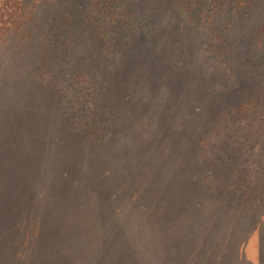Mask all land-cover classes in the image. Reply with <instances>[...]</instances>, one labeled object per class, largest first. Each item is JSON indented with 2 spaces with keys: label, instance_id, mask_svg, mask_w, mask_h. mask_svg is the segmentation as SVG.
<instances>
[{
  "label": "rangeland",
  "instance_id": "obj_1",
  "mask_svg": "<svg viewBox=\"0 0 264 264\" xmlns=\"http://www.w3.org/2000/svg\"><path fill=\"white\" fill-rule=\"evenodd\" d=\"M89 1L0 47V264H264V0Z\"/></svg>",
  "mask_w": 264,
  "mask_h": 264
},
{
  "label": "trees",
  "instance_id": "obj_2",
  "mask_svg": "<svg viewBox=\"0 0 264 264\" xmlns=\"http://www.w3.org/2000/svg\"><path fill=\"white\" fill-rule=\"evenodd\" d=\"M12 1V0H11ZM40 2L41 0H33ZM53 3L58 2L60 6L67 9V13L70 11L73 4V0H48ZM125 0H91L92 11L97 13L102 3H109L108 6L114 5V9L118 8V3H123ZM179 4L182 3L189 6L193 4V0H177ZM236 4L243 6H250L254 0H235ZM0 11L4 14H0V47L8 43L12 36L25 35L27 33V25L32 16V8L26 4L25 0H17L14 3H10V0H5L4 3H0ZM187 6L185 7L187 9ZM35 7V6H34ZM108 8V7H107ZM100 10L102 8L100 7ZM73 20V16L71 18ZM65 21V20H64Z\"/></svg>",
  "mask_w": 264,
  "mask_h": 264
}]
</instances>
